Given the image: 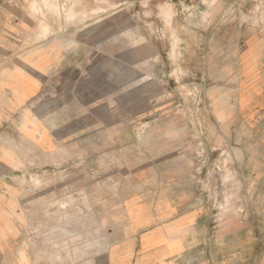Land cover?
I'll list each match as a JSON object with an SVG mask.
<instances>
[{"label": "rangeland", "instance_id": "obj_1", "mask_svg": "<svg viewBox=\"0 0 264 264\" xmlns=\"http://www.w3.org/2000/svg\"><path fill=\"white\" fill-rule=\"evenodd\" d=\"M1 13L0 76L21 51L52 64L22 110L0 94V264H114L150 152L214 154L191 178L212 223L264 213V110L248 119L228 77L245 35L264 33V0H0ZM212 239L185 260L213 264Z\"/></svg>", "mask_w": 264, "mask_h": 264}, {"label": "crops", "instance_id": "obj_2", "mask_svg": "<svg viewBox=\"0 0 264 264\" xmlns=\"http://www.w3.org/2000/svg\"><path fill=\"white\" fill-rule=\"evenodd\" d=\"M240 38V34H234V44H240ZM0 43L5 44V41ZM243 44V50L230 58L236 68L228 77H233L231 86L241 94L243 111L252 121L254 111L258 114L264 110V33L246 34ZM37 50H31V54L21 51L10 58V69L0 76V94H8L9 107L14 111L22 110L39 94L42 79L52 64L40 53L41 48L35 52ZM228 86L230 84H224V87ZM1 108L2 105L0 120L3 116ZM235 121L233 119L230 124L234 125ZM204 154L214 155L212 152H191L189 148L181 152H150L149 178L142 182L147 195L129 197L124 202L128 228L122 234V241L118 235L114 264H197L185 259L189 258L192 248L201 250L205 245L203 238L208 235L213 237L209 248L213 264H220L221 255L226 253L235 254L234 264H253V257L256 259V254L264 253V213L260 216L244 213L238 219L218 216L216 224L211 222L212 210L198 197L197 183L191 179L204 168L198 163V157H204ZM247 167L252 173V166ZM161 173L164 174L160 182L155 184ZM190 183L195 185L194 188ZM245 202L251 205L250 196ZM221 219L227 222L223 228L218 224Z\"/></svg>", "mask_w": 264, "mask_h": 264}]
</instances>
